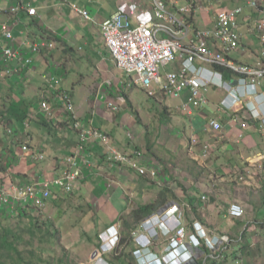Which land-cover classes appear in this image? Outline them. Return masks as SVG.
<instances>
[{
    "label": "crops",
    "instance_id": "obj_1",
    "mask_svg": "<svg viewBox=\"0 0 264 264\" xmlns=\"http://www.w3.org/2000/svg\"><path fill=\"white\" fill-rule=\"evenodd\" d=\"M249 2L208 0L200 9L207 11L208 19L201 14L199 18L197 13L195 23L199 29H212L220 8L244 7L239 17V46L224 54L233 62L255 66L264 62V30L255 26L260 12L252 11ZM22 5L36 8L37 15H29L24 8L13 12ZM75 8L89 12V17ZM119 10L133 18V25L155 20L152 0H0V28L8 24L13 34L10 45L6 39L0 45V163L5 166L0 170V182L3 179L9 189L12 185L42 184L59 178L66 169L65 159L76 150L80 131L74 130L66 104L47 88L46 77H54L59 81L57 90L70 96L77 120L86 130L95 127L108 136L109 144L121 154L130 155L137 149L143 154V166L159 168L161 180H152L154 184H160L164 177L172 184L174 174L185 179L186 195L174 183L172 189L178 201L165 207L177 205L184 213L188 236L195 233L194 225L200 223L221 240L215 251L206 246L194 249L195 263L264 264V130L262 120L252 118L245 108L250 102L260 107V98L249 97L246 103L240 99L230 111L234 99L227 91L211 87L206 92L209 106L187 112L183 104L189 101L190 90L175 98L157 89L152 102L125 94L115 97L106 82L112 78L121 82L130 75L115 63L103 37L102 24ZM39 39L50 45L33 52L31 47ZM7 46H12L18 55L5 63L3 48ZM28 59L32 61L25 68L23 64ZM181 68L178 61L165 71ZM130 77L136 82L137 78ZM232 83L238 85L236 80ZM125 85L129 86V82ZM45 101L54 112L50 119L41 110ZM215 119L222 124L219 131L210 126ZM236 121L247 125L243 127ZM7 129L12 130V135L7 134ZM144 144L146 155L138 148ZM85 149L91 166L84 170L78 187L71 195L53 188L54 200L47 203L45 212L55 215L52 207L59 209L73 201L75 208L81 210L77 227L83 221L98 223L103 216V233L115 226L121 234V215L130 208L152 203L153 192L158 190L128 165L108 160V150L98 138H92ZM157 149L169 151L167 160L154 155ZM39 156H44V160ZM234 202L245 205L243 219L224 218ZM167 237L159 236L151 248L157 260L173 257L165 252ZM134 241L131 244L137 248ZM120 245L103 256L100 247L93 264L99 257L107 259L108 264H133L131 257L125 255L130 252V245L124 250ZM134 264H139L135 255Z\"/></svg>",
    "mask_w": 264,
    "mask_h": 264
},
{
    "label": "built area",
    "instance_id": "obj_2",
    "mask_svg": "<svg viewBox=\"0 0 264 264\" xmlns=\"http://www.w3.org/2000/svg\"><path fill=\"white\" fill-rule=\"evenodd\" d=\"M182 1L183 5H178L174 0H153L155 15L153 21L138 22L133 25V18L119 10L103 22V37L118 68L137 78L136 83L144 88L150 97L155 96L157 89L175 98L180 97L184 90H190V99L183 104V109L187 112L209 106L210 101L206 92L211 87L227 91L228 95L234 99L230 111H233L232 108L240 99L246 103L249 97L260 98L262 103L260 107L250 102L245 108L249 110L252 118L262 120L264 130V91L261 90V87H264V62L259 61L255 66H250L233 62L224 54L225 51L231 52L239 46L241 39L239 17L244 13V7L220 8L216 12L215 26L212 29L203 30L196 27L195 17L200 9H203L204 2L202 0ZM248 5L250 8H258L257 2L254 1H250ZM23 8L24 5L15 7L13 12L16 13ZM24 9L29 15H37L36 8ZM75 9L84 17L90 15L87 11ZM255 26L260 31L264 30L263 11L255 22ZM3 39H6L9 45L13 41V34L8 24L0 28V45ZM48 45L50 43L46 40L39 39L31 48L33 52H39ZM3 54L5 63L18 55L12 46L3 48ZM31 61L25 60L23 66L28 67ZM178 61L182 64L180 71H165L168 65ZM217 66L230 69L235 76L233 81L236 80L238 85L234 86L232 80L226 79L223 72L216 68ZM46 83L49 91L57 95L56 99L66 104L67 112L72 116L75 115L70 96L56 88L59 81L54 77H46ZM41 110L46 115H50L52 109L45 101L41 104ZM80 122L77 120L75 124L73 123L74 129L80 131L78 132L79 143L76 150L65 159L66 169L62 176L45 181L42 185L16 186L18 188L15 192L11 188H4L0 190L2 205L10 206L17 199H28L27 202L41 208L45 204V199L52 197L53 188L72 193L83 179L84 170L91 166L84 143L91 141L92 138H98L104 144L108 150L106 151L108 160L119 157L123 164L137 171L139 175L143 177L149 175L155 179L156 169H149L141 163L142 152L136 150L132 155H123L109 144L108 136L95 127L86 130ZM236 123L242 122L236 121ZM242 125L246 127L247 124L243 122ZM210 126L216 131L222 129L221 122L216 119L210 122ZM39 158L42 160L43 156ZM240 180H242L241 177ZM245 214L244 207L234 202L225 212L224 218L239 220L243 219ZM160 216L155 214L148 218L142 224V228L134 232L139 247L135 254L139 258V264H152L156 261L150 248L151 240L159 236H168L169 243L165 252L167 256L173 255V257L158 264H196L192 253L194 249L205 245L209 250L215 251L220 247L221 240L213 236L210 230L203 229L200 223L194 225L195 233L188 236L184 224V213L178 206L166 208ZM109 236L111 239L102 247L101 254L106 253L105 251H113L120 242L116 228L109 230ZM98 264L107 263L100 259Z\"/></svg>",
    "mask_w": 264,
    "mask_h": 264
},
{
    "label": "rangeland",
    "instance_id": "obj_3",
    "mask_svg": "<svg viewBox=\"0 0 264 264\" xmlns=\"http://www.w3.org/2000/svg\"><path fill=\"white\" fill-rule=\"evenodd\" d=\"M202 1L208 2V0H202ZM249 1L257 2L258 8L257 9L251 8V10L254 11L255 13H259V12L261 13V11L264 10V0H249ZM174 2L178 3V5H183V3H181L182 0H174ZM152 3H153V0H152ZM221 5H224V4H221ZM200 14L204 17V19H208L207 11L205 10L199 11L198 12L199 18L201 17ZM127 81L129 82V86L125 85V82ZM106 83H108V85L111 87L110 90L113 92V95L115 97L122 96L123 94H125V95H129L131 98L135 96V99L136 100L138 99V101L152 102L154 99V98H151L148 95L147 91L144 88H142L139 84H137L135 80L131 78L130 76H124L121 82H117L113 80L112 78L110 82H106ZM121 90H123L124 92ZM45 116L48 119H50L51 117L54 116V112L51 110V114L50 115L47 114ZM88 142L84 143L85 147ZM146 145L147 144H144L143 147L138 146V148H141V150L143 151L145 155L147 153ZM133 149H134V145H133ZM168 152H169L168 150L167 152L166 151L164 152V150L161 151V149L160 150L157 149V153L154 152V155L157 156L158 154L160 156H163L164 159L167 160L166 155H170ZM181 155L183 154L181 153ZM43 159H44V156H43ZM111 161L115 163L123 164V162L120 160L119 157H112ZM159 171H160L159 168L157 169L156 167L155 179L152 178L151 176L149 177V175L144 178L142 176L144 180L148 181V184L155 185L156 186L155 190H158L156 192H153V195H154L153 201L157 199L158 194L162 188H168V189L173 190L172 188L174 186V183H177V187L175 188L183 190L186 195L187 192L186 190L183 189L185 186L184 185L185 179L182 176H175L174 174L175 180L172 182V184H169V180L165 179L166 177H164V179L160 181V184H154V181L152 180H156V178L161 180L159 176ZM57 178L58 177L53 178V179L55 180ZM51 180H48V181H51ZM34 184L42 185L43 183L42 184L34 183ZM19 186H23V185H19ZM17 188L18 187H16L15 185L11 186V189L13 190V192H15ZM183 191H181V193ZM29 193L31 194L30 191ZM67 194L71 195V193H67ZM27 200L28 199L15 200V202H17L16 204L22 205L21 207L24 208L23 209L24 215L21 216L18 213H15L14 215H11L10 217H3L2 223H0V228H3V229L6 228L8 230V232L10 233V238L16 241L15 245L17 246L19 250L23 251L24 258L27 261H29L30 264L32 263L33 264H93V262H95L94 257H96L97 255L93 256V254L94 252H97L100 249V246L102 244L101 236H102V233L104 232L103 227H104V222H105L103 216H102L103 220L100 219L98 223L96 222L93 223L90 220L87 223L85 222L83 226L77 227L76 225L79 224L78 221L80 220V217H81V215L79 214L81 210L76 209L77 207L76 205H74L73 201L66 200L67 201L66 204L60 207L59 209H57L55 205L54 207H52V209L56 212V214L50 215L47 213V211L45 212L46 208L48 207L47 203L43 207L38 208L37 206H34L32 203L27 202ZM52 200H54V195L53 197L49 199V201H52ZM0 205H2L1 201H0ZM241 205L245 208L244 204L241 203ZM96 206L97 205H95V207ZM166 208L167 207H164L161 210L164 211ZM131 210L133 209L130 208V210H127V212L125 213H129L131 212ZM186 213H189V211H186ZM57 214H59L58 216L59 218L55 220L54 216H57ZM85 216L86 214H84L83 220ZM100 222H101V225H100ZM142 226H143L142 224L138 226V228L135 231L140 230ZM112 228H116V227L115 226L111 227L108 230H112ZM116 229L118 230V227ZM0 232H3V230H1ZM187 234H188V231H187ZM15 236H18L19 238H21V240H17ZM126 236L127 237L120 235V237H122L123 240L128 239V235ZM132 239H134L137 242L134 236V232L132 235ZM136 242L135 244L137 245ZM168 243L169 241L167 240L166 244ZM128 245L129 243L125 242L124 244H121L120 247H122V250H124L129 247ZM131 249H128V250H130L131 252ZM31 252H35V254L32 257H30ZM134 254H136V251L134 252ZM38 257H40L42 260H38ZM0 260L2 261V263H6V264L11 263V261L8 258H6L5 260H2V259ZM24 264H28V263H24ZM96 264H98V262H96Z\"/></svg>",
    "mask_w": 264,
    "mask_h": 264
},
{
    "label": "trees",
    "instance_id": "obj_4",
    "mask_svg": "<svg viewBox=\"0 0 264 264\" xmlns=\"http://www.w3.org/2000/svg\"><path fill=\"white\" fill-rule=\"evenodd\" d=\"M217 69H219L220 71L223 72L224 76L226 79L228 80H233L234 78V73L228 69V68H224V67H216ZM129 107L132 108L131 103L129 102ZM133 115L134 112L132 111ZM67 115H69L70 121L72 123H75L77 121V118L75 115H71L70 113H68ZM138 121L139 118H138ZM74 128V127H73ZM6 130L7 134L12 135V130ZM76 130V129H74ZM25 150H27L25 148ZM41 160V159H40ZM44 160V159H42ZM31 162H35L34 160H29ZM5 168V166H3L0 163V170H3ZM2 182H0V190L6 188L3 182V179L1 180ZM34 184V183H32ZM32 184H27V185H23V186H28V185H32ZM8 189V188H7ZM53 196V193H52ZM178 196L177 194L168 188H162L158 194V197L155 201H153L152 203L140 206L139 208H135L133 210H131V212L129 213H123L120 217V224H121V235L127 237L126 235H128V242L127 240H123V238L121 237V244L129 243L131 249V252H127L125 255H128V257H131V261H133L134 264V252L137 250L136 247L132 246V235L133 232L138 228V226L142 223V221L146 218H148L149 216H151L152 214L156 213L157 211H159L161 208L165 207L169 202H177L178 200ZM49 202V199H45V204ZM14 204H16L15 202H13ZM44 204V205H45ZM13 206V204H11ZM8 206V205H0V223H2V218L3 217H10L11 215H14L15 213H18L19 215L23 216L24 215V208H22V205L16 204L13 206V208H11L12 206ZM85 223V221L82 222L83 226ZM3 230V232H0V259L5 260L6 258H8L11 263L9 264H24V263H28L30 264L29 261H27L24 258V254L22 250H19L17 248V246L15 245V240L10 238V233L8 232V230L5 228H0V231ZM17 240H21V238H19L18 236H15ZM102 240V239H101ZM128 245V246H129ZM121 246V245H120ZM101 247V246H100ZM136 248V249H135ZM35 254V252H31V256ZM38 260H42L40 257H38ZM0 264H6V263H2V261L0 260ZM33 264V263H32ZM128 264H131L128 262ZM197 264V263H196ZM198 264H203L202 262H199Z\"/></svg>",
    "mask_w": 264,
    "mask_h": 264
},
{
    "label": "clouds",
    "instance_id": "obj_5",
    "mask_svg": "<svg viewBox=\"0 0 264 264\" xmlns=\"http://www.w3.org/2000/svg\"><path fill=\"white\" fill-rule=\"evenodd\" d=\"M236 7H237V6H236ZM20 10H21V9H20ZM26 11H27V10H26ZM110 145H111V144H110ZM111 146H112V145H111ZM115 149H116V148H115ZM136 150H137V149H135V151H136ZM138 151H139V150H138ZM133 153H134V150H133ZM133 153H132V154H133ZM132 154H130V155H132ZM106 157H107V152H106ZM107 159H108V158H107ZM142 163H144V162L142 161ZM153 169H155V168H153ZM134 171H135V170H134ZM136 172H137V171H136ZM138 174H139V173H138ZM140 176H141V175H140ZM80 182H81V181H80ZM175 206H177V205H175ZM170 207H172V206H170ZM163 208H164V207H163ZM167 208H168V207H167ZM178 208H179V207H178ZM161 209H162V208H161ZM161 209H160L159 211H157L156 213H154V214L160 216V214H161L162 211H163V210H161ZM152 216H154V215H152ZM152 216H151V217H152ZM160 217H161V216H160ZM146 220H147V219H146ZM146 220H145V221H146ZM145 221H144V222H145ZM144 222H143V223H144ZM143 223H141V224H143ZM157 226H158V225H157ZM107 231H109V230H107ZM107 231H106L105 233H103L102 236H101V239H102V245H101V247H103V246H104L106 243H108V242L110 241V239H111V237L109 236V233H107ZM137 231H138V230H137ZM134 232H136V231H134ZM118 234H119V236L121 235L120 232H118ZM120 238H121V237H120ZM157 239H158V237H157V238H154V239L151 240V242H152V246H153L154 242H155ZM119 244H121V240H120ZM119 244H118V245H119ZM118 245H117V246H118ZM152 246H151V248H152ZM202 247H205V245H203ZM151 248H150V252L153 253L152 250H151ZM200 248H201V247H200ZM138 249H139V247L137 248V250H138ZM115 250H116V248H115L113 251H115ZM137 250H136V251H137ZM101 251H102V250H101ZM105 252H106V253H103L102 256L105 255V254H108V252H112V251H105ZM153 255L155 256L154 253H153ZM135 256H136V255H135ZM137 258H138V257H137ZM100 259L104 260V261L108 264L107 259H103V258H101V257H99V258L97 259V262H98V263H99ZM167 260H168V259H167ZM167 260H166V261H167ZM166 261H165V262H166ZM138 262H139V258H138ZM160 262H164V261H160V260H157V259H156V261H153L152 264H158V263H160ZM163 264H165V263H163Z\"/></svg>",
    "mask_w": 264,
    "mask_h": 264
},
{
    "label": "water",
    "instance_id": "obj_6",
    "mask_svg": "<svg viewBox=\"0 0 264 264\" xmlns=\"http://www.w3.org/2000/svg\"><path fill=\"white\" fill-rule=\"evenodd\" d=\"M98 254V251L97 252H94L93 256L97 255Z\"/></svg>",
    "mask_w": 264,
    "mask_h": 264
}]
</instances>
